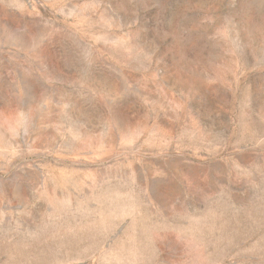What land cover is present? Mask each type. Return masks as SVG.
<instances>
[{"label":"rangeland","instance_id":"obj_1","mask_svg":"<svg viewBox=\"0 0 264 264\" xmlns=\"http://www.w3.org/2000/svg\"><path fill=\"white\" fill-rule=\"evenodd\" d=\"M0 264H264V0H0Z\"/></svg>","mask_w":264,"mask_h":264}]
</instances>
